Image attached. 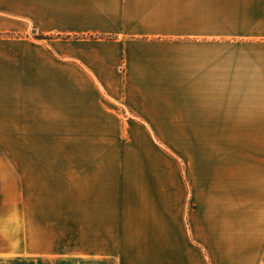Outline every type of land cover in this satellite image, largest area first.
I'll use <instances>...</instances> for the list:
<instances>
[{"label":"crops","instance_id":"obj_1","mask_svg":"<svg viewBox=\"0 0 264 264\" xmlns=\"http://www.w3.org/2000/svg\"><path fill=\"white\" fill-rule=\"evenodd\" d=\"M72 19L96 38L64 53L76 62L63 88L124 95L130 123L166 124L156 137L177 140L136 148L148 157L128 162L125 185L113 168L82 185L95 256L76 264H264V0H0L2 82L38 74L31 34ZM14 247L0 264H69L39 255L53 251L45 240Z\"/></svg>","mask_w":264,"mask_h":264},{"label":"rangeland","instance_id":"obj_2","mask_svg":"<svg viewBox=\"0 0 264 264\" xmlns=\"http://www.w3.org/2000/svg\"><path fill=\"white\" fill-rule=\"evenodd\" d=\"M79 23L72 19L65 29L54 28L48 35L51 40L36 39L47 28H35L30 34L38 41V74L19 76L22 80L17 83L7 78L2 82L0 76L1 87L8 86L0 90V258L11 256L15 245L18 253H26L31 243L45 240L53 251L39 254L43 257L61 256L69 264L85 257L93 260L94 235L85 236V222L79 223L82 185L93 184L96 176L109 177L106 169L112 168L125 185L136 173L128 162L133 169L136 160L148 157L136 148H164L177 141L156 137L166 124L130 123L124 95L111 103L103 91L100 97L98 92L63 88V66L76 62L64 58V53L72 56L92 49L96 38ZM99 103L115 110L119 121H101L104 113L92 106ZM67 206L70 213L63 218ZM5 248L7 254L2 253Z\"/></svg>","mask_w":264,"mask_h":264},{"label":"trees","instance_id":"obj_3","mask_svg":"<svg viewBox=\"0 0 264 264\" xmlns=\"http://www.w3.org/2000/svg\"><path fill=\"white\" fill-rule=\"evenodd\" d=\"M36 39H49V36H45V35H37Z\"/></svg>","mask_w":264,"mask_h":264}]
</instances>
